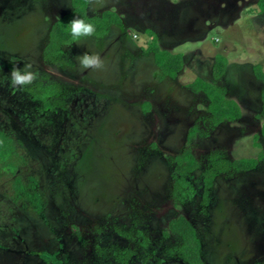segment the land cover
<instances>
[{
	"label": "rangeland",
	"instance_id": "374dc122",
	"mask_svg": "<svg viewBox=\"0 0 264 264\" xmlns=\"http://www.w3.org/2000/svg\"><path fill=\"white\" fill-rule=\"evenodd\" d=\"M7 1L0 0V21L2 16L12 18L6 28L9 45L13 46L18 42L28 44V36L17 41L14 33L25 31L33 37L34 30L41 26L48 29L73 8L72 0ZM89 10L96 15L104 10H115L122 17V24L112 28L105 37L88 39L81 51L83 48V52L101 55L106 46L124 33L133 43L126 73H121L118 64H112L117 59L114 49L119 45L112 43L113 50L102 56L107 72L103 80L89 81L82 71L79 77L66 79L69 83L118 97L119 101H114L120 109L115 117L124 125V130L119 141L107 138L110 142L105 146L103 137H95L94 147L75 168L76 179H72V183L83 188L78 197L88 209L80 211L86 220L75 218L76 211L70 210L62 221L66 220L69 226L80 223L85 237L78 236V230L72 237L65 234L66 243L58 245L41 221L43 215L33 212V217L23 218L20 239L14 231L4 234L3 245L9 249L0 248V264H51L45 256L24 254V250L44 254L58 251L60 246L62 264H97L92 243L87 238L88 230H92L95 223L87 218L106 215L104 206L115 205L124 210L130 204L150 226L147 232L154 242L147 253L150 249L160 250V257L167 256L169 264H183L177 255L169 256L171 249L180 244V238L175 234L167 240L163 237L170 221L180 216L188 217L196 225L207 264L264 261L258 251L264 242V160L249 173L233 179L218 178L205 207L200 206L203 200L199 192L186 205L171 192L174 183L171 163L183 149L191 148L199 159L212 149L223 150L230 159L257 157L262 151L256 145L255 134L260 135L264 145V81L254 70L255 65L264 70V12L260 0H92ZM148 30L157 34L162 49L183 54L184 68L175 80L160 82L161 72L153 54L144 53L152 41ZM15 52L20 55L18 50ZM219 55L225 56L228 67L224 76L215 80L213 66ZM153 75L158 76L154 79ZM197 78L226 87L228 96L239 102L242 117L217 128L210 127L209 100L205 93L195 90L193 82ZM151 92H156L154 97ZM167 95L169 105L162 101ZM149 98L153 100V110L145 116L141 113V104ZM198 116L203 118L201 129L205 135L201 139L196 134L197 137L190 140V128ZM111 128L116 130L117 124L112 123ZM152 143H159L156 157L146 154ZM38 157L33 159V170L39 171L40 165L49 166L48 158ZM193 177V187L197 184L196 189L201 191L202 181L197 183L200 170ZM68 186L71 188L70 184ZM54 203L55 200L50 202ZM58 204L62 205L63 201ZM3 213L7 215L5 210ZM49 213L55 220L54 206H49ZM142 263L147 264L145 258Z\"/></svg>",
	"mask_w": 264,
	"mask_h": 264
},
{
	"label": "flooded vegetation",
	"instance_id": "af4514ba",
	"mask_svg": "<svg viewBox=\"0 0 264 264\" xmlns=\"http://www.w3.org/2000/svg\"><path fill=\"white\" fill-rule=\"evenodd\" d=\"M89 9L90 6L88 7V13L90 14ZM6 17L2 16V20L0 21V149L7 148V153L4 154L5 157L0 154V248L9 249L6 245H3V238L6 232L14 231L19 235V239L21 238V227L25 223L23 222V218L27 216L33 217V212L38 216L43 215L41 221H43V224L47 227L56 243L62 245V242L66 243L65 234L72 237V234H76L80 230L78 236L82 235L85 237L81 233L80 223L69 226L66 220L62 221L66 219V214L70 210L76 211L74 213L75 218L86 220V216L82 215L80 211L82 209L88 211V209L83 204V200L78 197L83 192V188L81 185L77 186L72 183V179H76L74 174L75 168L83 162L84 158L91 151L90 149L94 147L93 139L95 137H103L105 146L108 139L111 141L115 140L116 142L119 141V136L124 130V125L118 122L119 120L115 117V114L118 115V110L120 109L116 104L117 102L114 101H119L117 99L118 97H111L108 94L97 92L89 87H81L79 83H69L67 79L70 76L75 78L80 76V69L76 57L84 53L83 48L82 51L80 48L87 43V40L105 37L112 28L119 25L112 26L102 36L93 35L91 37L81 38L79 42L73 41L65 44L62 47L63 50L60 60L53 62L46 58V48L50 42L52 27L58 20L54 21L48 29L44 28L45 26H41L39 29L34 30L33 37H30L31 34L25 31H19L17 34L14 33L17 41H20V38L23 41L24 36H28V44L18 42L13 46L9 45L10 39L7 37L8 30L6 28L8 27L6 23H10L12 18L6 19ZM112 43H119L116 49H114V54L117 59L112 64H118L121 68V73L125 74L126 71L124 72V70L128 65V53H132L131 47H133V43L130 41L129 36L124 33L118 39L115 38ZM112 43L105 47L101 56L113 50L115 45ZM27 45L28 47H26ZM16 50L19 51V56H17ZM88 53L91 54L93 52L88 51ZM65 57L67 59L66 61H64ZM27 63L32 64V70L37 73V80L23 90L12 87L7 79L12 67L14 64L17 67H23ZM62 70H65L64 72L68 76L66 73L64 75ZM105 70L104 68L87 70L83 71V73L84 77L86 76L89 81L96 83L97 80H103L106 77L105 73L107 72ZM157 76L153 75V78L156 79ZM169 79L175 80L176 78H164L161 72L160 82ZM150 94L151 97H154L156 92H151ZM168 98L169 96L167 95L162 100L167 105H169V101H166ZM146 103L150 104L151 107L147 109L145 106ZM152 103L153 100L151 98L145 100L141 104V113L145 116L150 114L153 110ZM242 115L235 120L223 121L213 128H217L226 122L237 121ZM202 119V117L198 116L195 119L196 123L190 128V131L197 124L201 127ZM112 123L117 124L116 130L111 128ZM197 136L201 139L204 137L202 134ZM260 139V135L255 134V141L261 144L263 151L264 145ZM158 147L159 143L150 144L146 154L148 153L156 157ZM187 149L191 148L183 149L181 154ZM191 151L194 154L192 149ZM214 152L224 154L230 159L221 149L209 150L200 159L195 156L201 164L199 168L200 177L197 182L201 183L200 181H202L203 188H201V191L196 189L197 184L194 187V184H192V180L194 179L193 175L199 170L193 172L192 176L190 175L186 178L189 187H177L178 178L175 171V158L177 156L173 158L171 164L174 166V172L172 173L174 183L171 192L175 199L183 201V204L186 205L199 192L202 194L201 200H203L200 206L205 207L209 204L208 197L211 195L216 180L225 176H218L214 180L213 186L208 191L206 190L202 173L207 164V156ZM36 157L41 160L48 158L50 160V163H48L49 166L44 167L40 165L39 171L33 170L32 162ZM263 160L264 157L260 160L259 164ZM38 162L40 163V161ZM259 164L255 168L239 170L233 176L225 177L233 179L242 174L249 173L256 170ZM175 173L176 175H174ZM69 184L71 188L68 186ZM18 185L26 189L19 192L17 191ZM78 191L79 193H77ZM25 192L31 195H28L27 198ZM184 192H186V195H184ZM90 195L88 198L91 197ZM52 200H55L54 205L50 204ZM61 200L63 201L62 205L58 204ZM98 200L99 197H96L95 201ZM50 205L54 206L55 220L51 219L50 213L48 214ZM104 207L107 208L104 209L106 210V215L100 217L93 216L95 218L89 216L87 218L89 221L93 220V223H95L93 229L88 230L90 238H87L88 242L92 243L91 248L95 254V259L98 260L97 264L98 262L103 264H143V258H145L147 264H169L168 262L170 260L167 259V256L160 257V250L150 249V253H147L148 247L153 244L154 239L150 236V232H147V228H150V226L147 225L148 223L143 219V216H140L138 211L136 212L134 205L130 204L124 210L115 208V205ZM2 210L7 212L6 216ZM42 212L43 214H41ZM58 215L60 216L57 219ZM186 218L193 224L197 231L196 225L188 217ZM61 221L63 224L60 228L59 222ZM67 226H69L68 229ZM73 228L76 229L75 232H71ZM66 231L69 232L66 233ZM163 234V237L167 240L171 238V234L175 233L168 230ZM201 243L203 248L202 259L207 264L203 240H201ZM260 246L261 249L258 248V251L261 253L260 257H262L264 256V242ZM176 248L171 249L169 256L173 258L177 255L182 259L181 262L183 264H190L178 254ZM61 250L62 247L60 246L58 251H53L52 253L45 252L42 254L43 251L28 252V250H24V254L29 253L45 256L51 264H62L59 258V255L62 254ZM257 260L261 261L262 259L258 258ZM262 263L264 261L256 264Z\"/></svg>",
	"mask_w": 264,
	"mask_h": 264
},
{
	"label": "trees",
	"instance_id": "16d2710c",
	"mask_svg": "<svg viewBox=\"0 0 264 264\" xmlns=\"http://www.w3.org/2000/svg\"><path fill=\"white\" fill-rule=\"evenodd\" d=\"M92 0H72L73 8L70 13L59 19L52 27L50 42L46 48V58L49 61L57 62L61 58L62 47L74 40L69 31L70 21L73 18H85L95 25V36H102L106 34L112 26L120 25L122 18L115 10H105L98 15H90L88 7ZM260 7L264 12V0H260ZM148 34L152 37V41L144 53L146 55L153 54L157 66L162 72V76L177 78L178 74L184 68V56L181 53H173L167 49H162L159 45V38L153 30H148ZM228 60L223 55H219L213 66V75L215 80H220L227 71ZM255 73L260 80L264 81V70L260 65H255ZM195 90L203 92L208 97V121L210 127L219 125L223 121L235 120L242 114L240 104L228 96L226 87L221 86L217 82L197 78L193 82ZM145 106L151 107L146 103ZM196 134L205 135L199 124L195 125L190 131V138L195 137ZM264 134V128H263ZM257 139V138H256ZM256 145L261 147V144L256 141ZM7 153V148H1L0 154L4 156ZM264 157V149L257 158H240L236 160L228 159L224 154L217 152L210 153L207 156V164L203 169L202 176L204 178L205 188L208 191L213 186L214 180L220 176L225 175L231 177L236 171L247 170L255 168L261 159ZM176 173H177V187H189L186 179L193 172L200 168V162L196 159L191 149L185 150L181 155L175 158ZM176 173L174 175H176ZM17 191L21 192L26 189L18 185ZM31 195L28 192H25ZM186 195V192H184ZM169 231L174 232L180 238V244L176 248L178 254L190 264H206L202 259L203 248L201 239L193 226V224L185 217L180 216L173 219L169 224ZM264 264V263H262Z\"/></svg>",
	"mask_w": 264,
	"mask_h": 264
},
{
	"label": "clouds",
	"instance_id": "9594fccd",
	"mask_svg": "<svg viewBox=\"0 0 264 264\" xmlns=\"http://www.w3.org/2000/svg\"><path fill=\"white\" fill-rule=\"evenodd\" d=\"M69 31L74 41L79 42L81 38L91 37L95 33V25L85 18H73L70 21ZM80 71L99 70L104 67V61L99 53L84 52L76 57ZM8 82L14 88L23 90L37 80V73L32 70V64H24L17 67L15 64L7 76Z\"/></svg>",
	"mask_w": 264,
	"mask_h": 264
}]
</instances>
